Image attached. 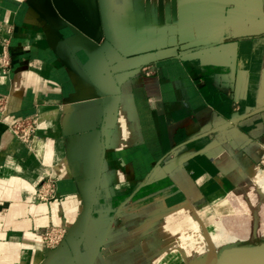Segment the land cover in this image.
Wrapping results in <instances>:
<instances>
[{
    "label": "crops",
    "instance_id": "obj_1",
    "mask_svg": "<svg viewBox=\"0 0 264 264\" xmlns=\"http://www.w3.org/2000/svg\"><path fill=\"white\" fill-rule=\"evenodd\" d=\"M5 35L0 264H184L162 246L193 212L264 215V0H0Z\"/></svg>",
    "mask_w": 264,
    "mask_h": 264
},
{
    "label": "bare ground",
    "instance_id": "obj_2",
    "mask_svg": "<svg viewBox=\"0 0 264 264\" xmlns=\"http://www.w3.org/2000/svg\"><path fill=\"white\" fill-rule=\"evenodd\" d=\"M254 180L258 188L263 193L261 201H264V174H262L258 178H254ZM250 216L251 217L249 218H238L235 220V222H231L225 217H223L222 219L211 218L212 223H214V227L217 228L219 231L218 233L216 232V236L219 237L218 239H215L214 231L209 230L204 219L201 218L197 213L193 212V220L191 218L192 222L189 228L180 230L179 232H175V240L179 244L180 250L186 259L188 257H192L189 256V244H194L196 246L194 248V254L207 249L213 250V253L210 257L214 258L217 254V251L214 250L216 245L224 246L226 244L233 243L237 240H242L247 237H255V235L264 234V215L261 214L258 218L257 216L255 217V214H251ZM252 219L253 221H255H251ZM198 235L204 239V245L200 246L201 241ZM185 239H188L190 241L188 242V245L185 244Z\"/></svg>",
    "mask_w": 264,
    "mask_h": 264
},
{
    "label": "built area",
    "instance_id": "obj_3",
    "mask_svg": "<svg viewBox=\"0 0 264 264\" xmlns=\"http://www.w3.org/2000/svg\"><path fill=\"white\" fill-rule=\"evenodd\" d=\"M11 32V29H9ZM1 53H0V68L3 73H8L12 66L11 54V37L10 35L0 36ZM8 106L7 94L0 93V123L4 121V113ZM39 119L37 116L25 117L8 123V129L29 148H33L34 141L37 137ZM35 196L40 201H51L58 197L56 188V179L52 175H48L39 180ZM44 245L53 249L58 247L66 238L67 229L58 224H52L46 227L41 233Z\"/></svg>",
    "mask_w": 264,
    "mask_h": 264
},
{
    "label": "rangeland",
    "instance_id": "obj_4",
    "mask_svg": "<svg viewBox=\"0 0 264 264\" xmlns=\"http://www.w3.org/2000/svg\"><path fill=\"white\" fill-rule=\"evenodd\" d=\"M262 174H264V167H263V172ZM251 183L254 185V188L257 189L259 192V188L255 185V182L251 180ZM261 193V192H260ZM247 208L250 205V201L247 200ZM246 208V209H247ZM249 210V209H248ZM218 215L217 213H215V211H211L209 212L205 217H204V221L207 225V228L211 231H214V238L218 239L219 236H216V234L219 232L217 228H214L213 224L210 222L209 220V216L210 215ZM248 211L246 213V215H248ZM222 219V218H221ZM217 232V233H216ZM199 236V235H198ZM200 237V236H199ZM174 239V238H173ZM264 240V234L261 236H258L256 238L253 239H249V240H237L233 243L230 244H226L224 246H220V245H216L214 250L217 251L216 257H210L211 254L213 253V250L211 249H207V250H203L197 253H193L195 251V245L194 244H189L190 247V252H189V256L192 257H188L187 259L184 257V255L181 253L179 244L177 243V241L175 240L174 242H166L162 247V251H167V250H177L179 251L183 257H184V264H238V259L230 256V251L235 249V248H241V247H245V249L247 250V252L243 255L240 256V259H245V260H252V258H256L258 257L257 255L253 256L254 252L248 251L250 250L249 247H252V245L257 244V243H261ZM200 246L204 245V239L200 237ZM190 242V241H189ZM174 246V247H173ZM177 247V248H176ZM179 249V250H178ZM220 254V255H219ZM194 255V256H193ZM219 257V258H218ZM239 259V260H240ZM257 262L261 263V259L260 257L257 259Z\"/></svg>",
    "mask_w": 264,
    "mask_h": 264
},
{
    "label": "water",
    "instance_id": "obj_5",
    "mask_svg": "<svg viewBox=\"0 0 264 264\" xmlns=\"http://www.w3.org/2000/svg\"><path fill=\"white\" fill-rule=\"evenodd\" d=\"M249 249L250 250H248V251L254 252L253 256L254 255L261 256L264 253V242L254 244V245H252V247H249ZM246 252H247V250L245 249V247H241V248L239 247V248H235V249L231 250L230 251V256L238 259L237 262L239 263V262L245 260V259H240V256L245 254Z\"/></svg>",
    "mask_w": 264,
    "mask_h": 264
}]
</instances>
